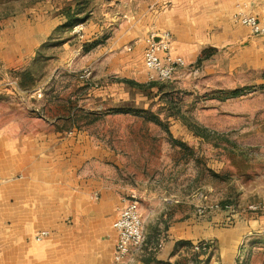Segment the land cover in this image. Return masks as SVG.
I'll use <instances>...</instances> for the list:
<instances>
[{
  "label": "rangeland",
  "instance_id": "1",
  "mask_svg": "<svg viewBox=\"0 0 264 264\" xmlns=\"http://www.w3.org/2000/svg\"><path fill=\"white\" fill-rule=\"evenodd\" d=\"M150 3L91 0L78 14L84 21L60 28L78 0H0V25L24 29L20 71L35 75L23 88L18 71L0 66V132H85L108 183L139 201L146 236L129 264H264V225L232 254L214 234L262 214L254 207L264 202V36L222 39L208 57L201 59L207 47L185 56L171 80L135 90L121 81L124 72H107L132 45L111 50V43L134 17L155 14L158 3ZM238 87L243 94L229 93ZM73 113L75 125L64 118ZM167 246L169 258L159 260Z\"/></svg>",
  "mask_w": 264,
  "mask_h": 264
},
{
  "label": "crops",
  "instance_id": "2",
  "mask_svg": "<svg viewBox=\"0 0 264 264\" xmlns=\"http://www.w3.org/2000/svg\"><path fill=\"white\" fill-rule=\"evenodd\" d=\"M155 3V14L146 10L127 29L120 28L124 38H115L111 50L132 46L118 54L123 61L106 66L107 72L148 81L143 53L151 32L170 30L173 48L192 59L222 39H238V34H246L245 40L254 37L249 27L233 21L236 12L264 20V0H152L150 4ZM23 30L18 24L0 25V66L23 70ZM46 129L6 127L0 132V264H111L118 241L113 222L125 197L98 169L103 157L85 132ZM253 216L236 227L214 230L230 254L246 233L264 225V212ZM172 228L180 239V221ZM43 229L50 235L36 240L35 234ZM168 248L159 260L169 258Z\"/></svg>",
  "mask_w": 264,
  "mask_h": 264
},
{
  "label": "built area",
  "instance_id": "3",
  "mask_svg": "<svg viewBox=\"0 0 264 264\" xmlns=\"http://www.w3.org/2000/svg\"><path fill=\"white\" fill-rule=\"evenodd\" d=\"M234 20L249 27L253 34L264 36V20L257 15L239 11ZM143 59L150 81L171 80L179 69L187 64L185 56L173 48L172 33L169 30L152 32L148 35ZM124 202L125 205L119 216L113 222L118 232V241L111 264H129L146 236L139 201L133 195V198L125 197ZM254 208L264 212V202H260ZM49 235L50 231L43 229L35 234V239L41 241Z\"/></svg>",
  "mask_w": 264,
  "mask_h": 264
},
{
  "label": "trees",
  "instance_id": "4",
  "mask_svg": "<svg viewBox=\"0 0 264 264\" xmlns=\"http://www.w3.org/2000/svg\"><path fill=\"white\" fill-rule=\"evenodd\" d=\"M79 2V6H78V9L75 10V11H71V10H68L67 13H66V16H67V19L65 22H63L62 24L59 25L60 28H63V27H72L74 26L76 23L78 22H81V21H84V17H78V14L83 12L87 7L88 5L91 3V0H78ZM217 48L216 47H207L204 49V57H201L202 58H205V57H208L209 55H211ZM17 73H19L18 77L20 79V86L23 87V88H30V84L28 83L29 81H34V71L31 70V69H28V70H24V71H18ZM122 82H124L125 84L131 86L132 88H137L139 90H147L148 88H152L153 86H156L159 82L157 80H154V81H149V82H140L138 80H135V79H131V78H122L121 79ZM243 88H234V89H231L229 91V93L233 96H237V95H241L243 94ZM161 89L159 88V93ZM130 110H134L135 112H141L139 110H145V109H141V108H138V109H122L120 107H116L114 109V111H130ZM88 114H90V112H88ZM66 120V122H69L73 125H75V121H77V118H75V113L73 114H70V115H67L64 117ZM154 120H156L158 123L162 124V121L159 119V117L155 116L154 117ZM72 127V125L70 126ZM198 129V128H197ZM63 130H66L65 128ZM69 130V129H68ZM198 132L201 133V130L198 129ZM178 142V141H176ZM180 142V141H179ZM183 242L185 243H188L189 241L188 240H184ZM151 262V261H149Z\"/></svg>",
  "mask_w": 264,
  "mask_h": 264
}]
</instances>
